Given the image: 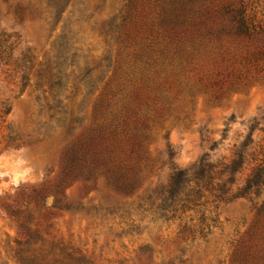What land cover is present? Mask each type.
<instances>
[{"label": "rangeland", "instance_id": "1", "mask_svg": "<svg viewBox=\"0 0 264 264\" xmlns=\"http://www.w3.org/2000/svg\"><path fill=\"white\" fill-rule=\"evenodd\" d=\"M37 1L0 0V32L13 44L0 59V264H245L235 260L241 249H263L264 238L250 234L264 185L209 205L214 211H189L194 222L206 212L205 229L191 215H164L150 195L176 169L230 160L243 143L226 188L246 184L257 164L252 151L264 152V79L221 101L180 67L121 84L134 63L135 47L125 50L120 38L130 0ZM244 2L264 22V0ZM160 3L146 0L150 18ZM140 85L150 92L151 129L136 189L120 191L89 170L62 178L66 151L102 119L101 97L116 102Z\"/></svg>", "mask_w": 264, "mask_h": 264}, {"label": "trees", "instance_id": "2", "mask_svg": "<svg viewBox=\"0 0 264 264\" xmlns=\"http://www.w3.org/2000/svg\"><path fill=\"white\" fill-rule=\"evenodd\" d=\"M31 4L41 7L43 2ZM145 5L146 0H130L128 14L120 26L124 29L120 38L125 50L135 47L130 70L120 72V78L127 75L121 84L134 81L139 72L144 82L150 70L159 77L168 67H180V72H191L211 100L221 101L232 91L264 79V22L250 13L244 0L238 6L216 0H162V11L155 18L146 14ZM10 40L0 32V59L10 53ZM144 87L147 86H136L116 102H111L109 93L101 97L96 115H102V119L66 151L62 178L89 170L92 175L103 174L120 191L132 193L136 189L151 129V116L144 107L149 104L150 92H143ZM248 145L243 143L230 160H202L193 167L176 169L171 180L150 195L154 206L160 200L158 208H163L169 218L183 221L191 215L192 225L209 227L206 212L214 211L209 205L218 207L236 191L245 195L249 190L258 192L264 185V152L258 156L253 150L257 164L246 184L237 190L233 185L226 188L227 182H235L231 174L238 170ZM225 175L229 176L227 180ZM204 206L206 212L199 222H194L196 217L189 211H202ZM188 225L189 222L185 227ZM258 237L264 238V204L250 234V239ZM240 251L242 258L236 261L264 264V248L256 253L249 248Z\"/></svg>", "mask_w": 264, "mask_h": 264}]
</instances>
